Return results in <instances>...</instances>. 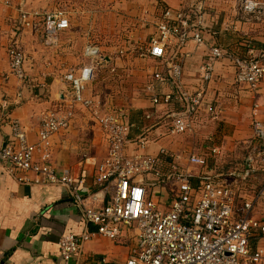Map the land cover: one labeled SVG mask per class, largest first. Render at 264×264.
<instances>
[{
	"label": "built area",
	"instance_id": "obj_1",
	"mask_svg": "<svg viewBox=\"0 0 264 264\" xmlns=\"http://www.w3.org/2000/svg\"><path fill=\"white\" fill-rule=\"evenodd\" d=\"M7 3L11 4L9 0ZM240 3L246 13L261 8L257 0ZM206 6L207 0H183L178 8H166L157 24V34L151 37L144 54L158 63L151 71L152 78L159 86L169 84L173 88L172 93L164 95L165 100L172 101L174 97L181 104V111L171 114V135L193 130V117L203 105L215 63L225 56L221 47L213 46L201 67L202 84L195 91L185 87L183 60L188 57L191 42L204 44ZM18 11L8 54L11 73L24 81L27 75V55L21 43L24 32L40 33L45 44L53 47L58 44L59 34L70 29L71 19L64 7L29 10L26 0L20 1ZM254 52L247 59L238 56L232 59L237 69L236 82L256 94L264 80V52L260 55ZM83 58L86 63L65 70L67 100L43 114L36 143L28 140L19 119L10 121L7 142L2 140L0 128V161L7 165L8 172L23 171L26 175L18 177L23 181L68 187L85 223L95 227L78 234H62L59 239L62 264H78L84 244L96 237L116 240L131 230L137 239L124 264H264V222L254 217L257 204L264 203V183L253 197L240 200L238 188L207 169L204 156L190 153L187 164L181 166V154L165 148L160 149L159 155L141 151L129 154L132 143L129 134L134 123L122 109L103 112L100 101L87 93L89 84L107 62V55L100 45L90 42L84 47ZM146 91L154 104L160 103L162 96L155 84L149 83ZM1 105L5 109L6 104ZM78 106L90 111L107 141V155L99 163L94 180L104 185L106 192L111 183L113 192L101 207L88 205L82 191L85 175L76 179L69 169L59 170L50 161L51 138L73 125ZM258 109L256 103L254 115ZM149 143L143 134L138 146L142 148ZM248 150L250 163L264 165V121L260 119L253 120ZM165 159L169 164L164 172L160 164ZM250 171H244L241 177L250 178ZM29 173H34L35 178L31 179ZM173 184V196L156 199L155 192L160 187L170 189Z\"/></svg>",
	"mask_w": 264,
	"mask_h": 264
},
{
	"label": "crops",
	"instance_id": "obj_2",
	"mask_svg": "<svg viewBox=\"0 0 264 264\" xmlns=\"http://www.w3.org/2000/svg\"><path fill=\"white\" fill-rule=\"evenodd\" d=\"M159 1H162L166 8H178L183 0ZM157 3L155 2V7L150 8L152 13L157 8ZM240 4L239 0H207L203 17L204 44L198 46L191 42L187 47L188 57L183 60L184 85L187 89L195 91L202 84L201 67L208 59L211 48L219 46L225 53V56L215 63L214 76L206 85L202 108L193 118L194 121L197 115L200 121L198 116L205 111L212 115L211 119L220 115L225 117L228 123L234 124L233 128L224 126L215 132L217 137L223 139L222 143L218 145L209 137L207 147L211 152H206L198 148V135H171V114L181 111L182 107L174 97L172 101L165 100L164 95L172 93L173 88L169 84L159 86L154 78L142 83L137 90L135 88V96L129 108L118 109L124 110L129 121L134 123L129 134L132 141L128 147L129 154L141 151L159 155L160 149L165 148L171 153L181 154V166L187 164V156L190 153L204 156L208 162L207 169L215 171L228 183L234 184L240 192V200H243L253 197L264 183V165L260 162L250 163L248 150L249 144L252 143L253 120L257 118L264 121V80L257 93H251L236 82L237 69L232 58L253 57L252 50L259 55L264 52V23L256 17L250 18L246 15ZM18 14L16 6L8 4L7 0H0V128L2 140L7 142L11 130L10 121L19 119L28 140L36 143L43 114L60 105L64 99L67 100L69 87L62 77L54 78L46 86L50 95L45 100H40L30 85L11 73L8 45L15 30L10 28V22V25L7 23L9 20L15 21ZM155 30L157 34V28ZM22 38L24 39V35ZM152 61H155L157 66L156 59ZM107 64L111 65L112 70L120 66L118 61L114 62L113 57L109 55L105 66ZM149 83L155 84L162 96L158 104L152 102L146 91ZM227 100H237L239 104L225 106ZM1 102L6 104L5 109ZM216 102L220 103V112L217 111L219 107L212 109ZM256 103L259 109L254 115ZM83 116L77 112L73 125L51 138L50 161L59 170L69 169L76 179L85 175L83 195L89 206L101 207L113 192L111 183L106 192L104 185L94 180L99 163L107 155V141L98 123L93 118ZM143 134L150 143L140 148L139 138ZM168 164L167 159L160 164L164 172L168 169ZM222 164L229 168L219 169ZM7 168V165L0 161V264H62L59 248L62 234H78L87 228L94 230L95 227L85 223L80 208L73 204L68 187L23 181L18 177L26 173L21 171L11 174ZM247 170H251L250 178L241 177ZM28 175L31 179L35 178L34 173ZM171 186L170 189L160 187V190L155 192L156 199L164 200L173 196L171 189L174 184ZM254 217L264 222L263 202L257 204ZM136 239L133 230L126 231L124 236L116 240L96 237L84 244L78 264H124L135 247Z\"/></svg>",
	"mask_w": 264,
	"mask_h": 264
},
{
	"label": "rangeland",
	"instance_id": "obj_3",
	"mask_svg": "<svg viewBox=\"0 0 264 264\" xmlns=\"http://www.w3.org/2000/svg\"><path fill=\"white\" fill-rule=\"evenodd\" d=\"M9 1L19 8L21 0ZM257 1L261 4L259 11L246 15L264 23V1ZM155 2H158L157 8L152 13L150 8L155 7ZM26 3L29 10L64 7L69 11L71 19L70 29L59 34L58 44L53 47L45 44L40 33L26 31L23 34L21 43L27 55L24 82L34 89L38 98H48L50 92L46 88L47 84L54 78H63L66 68L86 63L83 58L84 47L92 42L100 45L104 54L112 56L120 66L115 70L111 69L110 64L102 66L95 80L89 84L87 93L100 101L99 106L103 112L120 107L129 108L135 96V88L137 90L142 83L152 78L150 69L153 71L156 68L155 61L144 54L147 53L151 37L156 35L155 29L162 21L163 10L167 6L159 0H26ZM7 24L15 30L16 20H9ZM219 104L216 102L212 109L218 108ZM230 104L239 103L237 100H227L225 106ZM219 110L222 108L219 107ZM77 112L83 117L93 118L90 111L81 106L77 107ZM198 118L200 121L196 115L193 130L185 135H198V148L206 152H211L207 147L209 137L219 145L223 139L217 137L215 132L224 126H235L220 115L211 119L212 115L205 111ZM223 165H219V169L229 168Z\"/></svg>",
	"mask_w": 264,
	"mask_h": 264
},
{
	"label": "trees",
	"instance_id": "obj_4",
	"mask_svg": "<svg viewBox=\"0 0 264 264\" xmlns=\"http://www.w3.org/2000/svg\"><path fill=\"white\" fill-rule=\"evenodd\" d=\"M194 183H196V182L194 181Z\"/></svg>",
	"mask_w": 264,
	"mask_h": 264
}]
</instances>
